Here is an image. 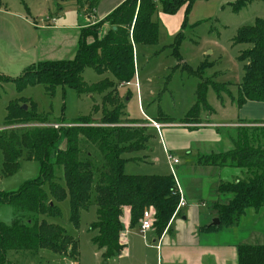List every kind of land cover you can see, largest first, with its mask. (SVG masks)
I'll use <instances>...</instances> for the list:
<instances>
[{
  "label": "trees",
  "instance_id": "trees-1",
  "mask_svg": "<svg viewBox=\"0 0 264 264\" xmlns=\"http://www.w3.org/2000/svg\"><path fill=\"white\" fill-rule=\"evenodd\" d=\"M198 1L211 0H127L104 21L81 31L74 59L38 62L28 67L17 79L0 73V88L2 84L12 83L20 93L27 88L43 86L50 98H54L59 88L71 89L79 97L102 96L104 105V116L99 122L92 119L90 114L71 123H65V119L52 121L70 125L59 129L34 126L25 128L20 135L17 131L0 133V150L4 160L0 180L13 176L19 170L22 159L35 161L40 168L37 179L20 190L0 192V207L9 206L17 215L36 216V220L28 224L18 217L9 226L0 222V264L7 263V254L11 251L47 250L71 258L76 256V259L79 254L78 242L63 227L49 222L50 218L61 216L58 203L64 200H69L70 220L76 227L79 226L82 212L87 211L94 201L97 219L90 228L96 233L92 242L106 261L119 256L125 248L121 243V234L127 211L130 212V227L135 228L140 225L144 212L153 209L157 235H163L180 201L175 192V180L172 175L126 173L125 167L132 159H125L124 156L146 150L150 136L145 127H122L124 124L139 125L142 122L124 118L122 112L125 105L120 103L117 93L120 86L129 85L136 79L137 47L155 46L159 42V24L153 20L158 6L167 16H176L183 8L188 16ZM229 1L228 4L237 13L259 0ZM95 5L96 0H91L90 9ZM105 24L109 29L100 37L99 32ZM92 36L95 42L90 43ZM182 40V33H179L172 46L175 55H178ZM235 43L251 46L241 57L246 68L243 83L238 89L237 106L242 109L249 102L264 104V21L257 20L254 26L241 29ZM86 69H93L105 79L95 85L88 84L83 77ZM202 70L194 72L187 68L202 82L198 85L195 105L182 121L184 123H201L203 112H213L207 104L209 87H213L219 97L225 92L222 85L204 80ZM27 101L9 103L5 126L22 122H49V114L40 115L37 105L31 102L32 106L28 107ZM25 105L27 110L24 109ZM161 116V122H173L165 115ZM85 142L102 156L103 170L98 178L93 171L91 153L83 146ZM62 143L65 149L60 148ZM263 144L256 147L247 134L239 135L238 139L233 140L232 150L199 159L201 166L234 167L248 173L246 178L220 187L221 195L232 196L227 204L216 207L220 226L232 227L238 224L247 210L264 209ZM133 161L137 162V159ZM57 169L63 173L62 182L57 176ZM181 216L179 212L176 218ZM238 255L239 264H264V245H240Z\"/></svg>",
  "mask_w": 264,
  "mask_h": 264
},
{
  "label": "rangeland",
  "instance_id": "rangeland-1",
  "mask_svg": "<svg viewBox=\"0 0 264 264\" xmlns=\"http://www.w3.org/2000/svg\"><path fill=\"white\" fill-rule=\"evenodd\" d=\"M49 1L0 0V11L6 12V14L0 13L1 75L17 79L31 66L39 52L36 48L38 40H40L38 30L46 27L65 26L71 22L76 23L78 19V24L84 23L85 17L81 12V17L78 18L77 9L86 0ZM230 2L229 0L198 1L188 16L183 8L173 18L166 17L160 8L157 10L158 14L156 13L155 20L159 23L160 28L159 42L155 46L137 47L136 79L129 85L120 86L117 93L120 103L125 105V110L122 112L124 118L142 123L139 125L124 124L122 127L129 129L150 125L154 128L153 123L167 124L168 120L160 121L161 114L177 124L182 123L195 105L198 85L202 82L196 75L190 74L187 68L194 72L203 69L202 78L222 85L225 91L219 97L214 88L209 87L207 104L213 112H203L200 118L212 115V122L221 125L264 120L262 110L264 105L261 103L249 104L242 109L237 106L238 89L243 83L246 68V63L241 60V57L242 53L250 49L251 46L235 43L241 29L254 26L257 20L264 21V0L255 1L237 13L228 4ZM60 4L67 7L64 6V9L61 10L60 8L63 6L60 7ZM46 19H50L51 23H47ZM62 29L58 28L56 31ZM108 29L109 26L105 24L100 30L99 36L103 37ZM179 33H182L183 40L178 47V55H175L172 46ZM63 40L64 37L61 39L60 34L56 32L42 34V48L45 54L50 56L49 60L59 59L60 51L56 48ZM91 40L92 43L95 42V37L92 36ZM83 77L90 85H95L105 79V76H99L93 69H86ZM137 81L142 103H139ZM15 100H28L26 102L28 107L35 103L38 107L37 113L50 115V120L47 123L22 122V124L15 125L18 126L17 129L9 130V132L17 131L19 135L25 128L34 126H70L52 122H57L59 119H65L67 121L65 123H71L82 116L91 114V118L99 122L104 116L102 96L79 97L71 89L59 88L54 98H50L43 86L27 88L19 93L14 84L5 83L0 88V127H5L4 118L7 115V106ZM150 117L158 120L154 122ZM243 126V128L242 126L236 128L233 134L235 139H238L239 135L247 134L252 144L260 147L264 143V123ZM147 135L150 138L146 150L124 156L125 159H132L125 167L126 173L129 175L170 176L171 169L161 144L163 135L159 137L158 132L152 128L147 130ZM227 139V134H225L220 145L231 149L232 144L229 145ZM83 146L91 153L93 171L98 178L103 170L102 156L86 142L83 143ZM60 148L65 149V144L62 143ZM174 155L181 160V165L176 170L182 177L181 172H185L184 167L189 164V156L185 153H175ZM195 155L194 151L190 156L191 160ZM134 159H137V162L133 161ZM3 162L0 150V171ZM56 173L61 182L64 181L63 173L58 169ZM39 174L40 168L37 162L22 159L19 170L13 176L0 180V192H16L25 184L36 180ZM58 206L61 216L50 218L49 222L63 227L67 234L78 242L77 263L107 264L92 242L96 233L92 232L90 228L97 219V206L94 201L91 202L87 211L82 212L78 227L70 220L69 200L59 202ZM15 217L20 218L25 224L36 220L35 215L24 213L17 215L15 210L9 206L0 207L1 223L9 226ZM234 229H237V238L240 242L256 244L264 241V220L259 226H255L252 215L249 213L241 218ZM255 232L256 235H254ZM233 238V235H222L219 240L231 241ZM74 257L55 254L47 250L39 252L11 251L7 254L6 264H71L76 261ZM110 264H114V262L111 261Z\"/></svg>",
  "mask_w": 264,
  "mask_h": 264
},
{
  "label": "crops",
  "instance_id": "crops-1",
  "mask_svg": "<svg viewBox=\"0 0 264 264\" xmlns=\"http://www.w3.org/2000/svg\"><path fill=\"white\" fill-rule=\"evenodd\" d=\"M125 1L127 0H96V5L90 9L91 0H86L77 9V17H81V12L85 17L82 25L78 24V19L76 23L71 22L70 24H65V26L46 27L38 30L40 32V40H38L36 48H38L39 52L32 64L41 61H57L49 60L50 56L46 55L42 48L43 33L56 32L60 34L61 39L64 37V40L56 48L60 51L58 60H72L75 57L81 31L104 21L108 15ZM65 5L67 4L65 3ZM65 5L60 4V7L63 6L60 9L63 10ZM159 8L161 9V6H158V10ZM0 13L6 14L3 11H0ZM157 14L153 17L155 22ZM47 23H51L50 19ZM58 28L63 29L57 32L56 29ZM91 41L89 39V42ZM136 89L139 103H142L138 81L136 82ZM249 104L260 103L249 102L244 107ZM261 104L264 105L263 103ZM262 110L264 113V109ZM211 116L201 118L202 123L182 122L177 124L173 121L172 123L160 124L164 126L161 131L163 135L161 144L165 154L168 152L175 157V153H185L189 156V164L184 167L185 172H181L183 174L182 177L176 170L181 165L180 159L177 158L179 164L174 167L187 205L180 211L181 217H175L171 220L162 236L157 235L155 227L144 234L140 232V225L131 228L130 212L127 211L123 218L124 231L121 234V243L125 248L119 256L106 261L107 264H110L111 261L114 264H239L238 247L240 245H264V241L256 244L240 242L239 238H237V229H234L238 224L232 227L220 226L219 228L211 226L212 221L218 218L217 205L227 204L232 198L231 195H221L219 193L220 187L224 184L233 183L238 179L246 178L248 176L247 171L234 167H206L199 164V159L202 156H210L232 150L234 147L233 140H235L233 134L236 128L241 126L243 128V125L246 124L264 123V120L221 125L212 122ZM151 119L154 122L157 121V118ZM144 127H147V130L150 128L155 129L150 125H145ZM225 134L228 137V144H232L231 149L220 145ZM194 151L196 155L191 160L190 156H192ZM248 213L252 215L255 226H259L264 220V209L261 211L250 209L243 216ZM256 234L255 232L254 235ZM222 235H233L234 238L231 241H220L219 237ZM98 252L100 251L98 250Z\"/></svg>",
  "mask_w": 264,
  "mask_h": 264
},
{
  "label": "built area",
  "instance_id": "built-area-1",
  "mask_svg": "<svg viewBox=\"0 0 264 264\" xmlns=\"http://www.w3.org/2000/svg\"><path fill=\"white\" fill-rule=\"evenodd\" d=\"M0 10H1V8H0ZM46 20L49 21V19H46ZM153 125H154V128L157 130L159 136L161 137L162 136L161 131L163 129V126L160 124H156V123H153ZM52 127L56 128V129L60 128L58 125H55V126L53 125ZM17 128H18V126H15V125L14 126L0 127V133L4 132V131H9V130H15ZM166 155H167L169 167H170L171 172H172V176L174 177V180H175V185H176L175 192L180 197L179 205H178L177 210L173 216V219H174L177 216V214L183 208L186 207L187 204H186V201L184 199L181 186L177 180L176 172L174 170V167L179 164V160L168 152L166 153ZM155 223H156L155 211L153 209L146 210L143 214L141 221H140V232L144 234V233L154 229ZM71 264H79V263H77V261H75V262L73 261Z\"/></svg>",
  "mask_w": 264,
  "mask_h": 264
},
{
  "label": "water",
  "instance_id": "water-1",
  "mask_svg": "<svg viewBox=\"0 0 264 264\" xmlns=\"http://www.w3.org/2000/svg\"><path fill=\"white\" fill-rule=\"evenodd\" d=\"M27 108H28V107L25 105V106H24V109L27 110ZM220 225H221V222H220V220H219L218 218L214 219V220L212 221V224H211L212 227H216V228H219Z\"/></svg>",
  "mask_w": 264,
  "mask_h": 264
}]
</instances>
